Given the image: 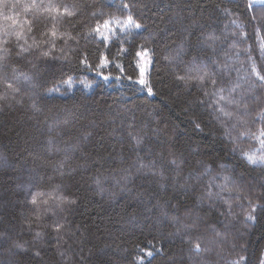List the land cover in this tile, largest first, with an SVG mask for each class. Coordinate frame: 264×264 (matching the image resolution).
<instances>
[{"label":"trees","instance_id":"obj_1","mask_svg":"<svg viewBox=\"0 0 264 264\" xmlns=\"http://www.w3.org/2000/svg\"><path fill=\"white\" fill-rule=\"evenodd\" d=\"M262 46L255 0H0V264H264Z\"/></svg>","mask_w":264,"mask_h":264},{"label":"snow or ice","instance_id":"obj_2","mask_svg":"<svg viewBox=\"0 0 264 264\" xmlns=\"http://www.w3.org/2000/svg\"><path fill=\"white\" fill-rule=\"evenodd\" d=\"M256 2L264 3V0H256ZM251 6H252V5L249 4V8H251ZM123 7H124L125 10H127V9L129 8V5H128V4H125ZM64 14H65V15H68V16H72V15H73V13H72L71 11H69L68 9H65V10H64ZM123 23H124L126 26H127V25H131V26H133V27L136 28V29H140V28H141V25H140V24L134 22V19H133L132 15H129V16L127 17L126 21H124ZM104 27H105L106 29H108L109 31H112V29L109 28V22H108V21H105ZM123 30H124V29H122V31H123ZM97 31H99V29H97ZM52 35L55 36V35H56V32L53 31V32H52ZM105 39H106V38H105ZM262 49H264V46H262ZM145 51H147V50H145ZM45 55H47V53H45ZM139 55H140V53H137V56H139ZM82 63H83V61H82ZM253 72L255 73V68H253ZM207 75H208V73H205L204 76H188L187 78L184 77V76H180V77H178V79H180V80H185V82H188L189 80H199V81H203V80L205 79V76H207ZM256 75L258 76V78H259L260 80L264 81V76H259V73H256ZM104 79H105V80H108L109 77L105 76ZM139 83H140V84H144L145 81H144L143 79H141V80L139 81ZM213 83H215V81H213ZM10 86H11V85H10ZM233 90H234V89H233ZM221 91H223V90H221ZM149 93L151 94V89H149ZM221 99H224V97H221ZM228 102H229V103H236V101H234V100H229ZM245 107H247V106L245 105ZM220 111H221V113H223L225 116H230V115H231V113L224 112V110H223L222 108L220 109ZM197 127H199V125H197ZM248 159H249V161L252 162V163H255L256 160H257L256 157L251 156V155L248 156ZM260 159L264 160V157H261ZM171 163H172V164H175V163H176V160L173 159V160L171 161ZM141 167H148V166H147V165H141ZM210 194H211V193H210ZM33 203H36V198H35V197L33 198ZM45 203H47V201H45ZM72 203H74V201H72ZM228 208H229V212H230V211H231V208H232V205L229 204V205H228ZM253 210H255V206H253ZM246 219H248V220H252V219H254V217H253L252 215H248V216L246 217ZM62 227H63L62 225H60V224H56L54 230H55L57 233H59V232L62 231ZM39 235H40V233H37V237H39ZM218 235H219V234H218ZM15 247L18 248V249H23L24 246H23L22 244L17 243V244L15 245ZM190 250L193 251V252H196V253H199L200 251H202V249H201L199 243H196L195 245H193V247H192ZM148 255L151 256L152 253L149 252ZM241 259H243V258H241Z\"/></svg>","mask_w":264,"mask_h":264},{"label":"rangeland","instance_id":"obj_3","mask_svg":"<svg viewBox=\"0 0 264 264\" xmlns=\"http://www.w3.org/2000/svg\"><path fill=\"white\" fill-rule=\"evenodd\" d=\"M139 60H140L139 68H140V78H141V77H144L145 72H146L147 67H148V65H147L148 57L146 56V52L143 51V52L140 53Z\"/></svg>","mask_w":264,"mask_h":264}]
</instances>
